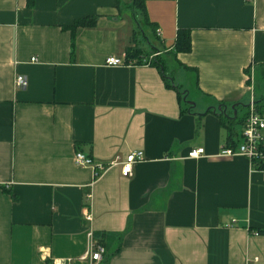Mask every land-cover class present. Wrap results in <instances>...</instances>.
<instances>
[{
	"label": "crops",
	"instance_id": "1",
	"mask_svg": "<svg viewBox=\"0 0 264 264\" xmlns=\"http://www.w3.org/2000/svg\"><path fill=\"white\" fill-rule=\"evenodd\" d=\"M27 1L0 0V264H264V170L220 154L218 115L237 146L239 107L264 98L248 81L264 70V0H142L147 18L135 0ZM90 16L72 57L63 27ZM179 29L192 49L175 55ZM140 33L186 102L156 67L125 61ZM139 150L130 176L74 161ZM90 230L105 247L96 263L83 258Z\"/></svg>",
	"mask_w": 264,
	"mask_h": 264
},
{
	"label": "built area",
	"instance_id": "2",
	"mask_svg": "<svg viewBox=\"0 0 264 264\" xmlns=\"http://www.w3.org/2000/svg\"><path fill=\"white\" fill-rule=\"evenodd\" d=\"M156 54L158 55L160 52ZM31 60L36 61L37 58L32 57ZM106 63L111 66L127 64L124 60L115 56L108 57ZM25 83L26 79L24 75H18L16 77L15 84L17 87H23ZM241 134L242 141L237 146H225L221 149L220 154L222 156H245L255 168L256 162L264 161V114L256 110L255 104H251L249 107ZM205 155L206 152L203 147L192 148L188 153L189 157ZM143 158L144 153L141 150L127 154L124 159L116 156L114 159L104 162H96L93 157L85 154L83 151H77L74 155V161L78 166L93 168L95 178L113 166H120L122 175L130 176L133 173L134 164ZM85 219L92 220V214L89 210L85 212ZM88 238L89 241L83 258L90 260L92 263L100 262L105 252V247L95 238L91 230L88 232Z\"/></svg>",
	"mask_w": 264,
	"mask_h": 264
},
{
	"label": "trees",
	"instance_id": "3",
	"mask_svg": "<svg viewBox=\"0 0 264 264\" xmlns=\"http://www.w3.org/2000/svg\"><path fill=\"white\" fill-rule=\"evenodd\" d=\"M27 2H28V6L32 7L34 6L35 0H28ZM134 5L138 9L143 11L145 18H147V13L145 11V6L142 0H135ZM96 19L97 17L95 16L83 17V18H79L75 20V22L72 23L71 25L63 27L65 29L71 30L72 32V44H71V56L72 57H74L75 50H76V35H75L76 29L78 27H93L96 24ZM146 21L148 24L154 27L153 24H151V22H148V20ZM158 49L159 48L151 44L150 49L145 50L138 43H135L134 45L128 46L126 48L125 61L127 63H134V64H139V65L150 64L156 67L160 71L166 86L169 88L177 89L180 101L186 102V100H184V96L186 92H182L179 90V86L175 84L174 79L171 76V74L168 72V67L166 63L163 61L160 54L154 55L156 52H158ZM191 49H192L191 31L189 29H179L177 32V37H176V42L174 44V48L170 52L176 55L179 52H189L191 51ZM251 73L252 72L248 70L249 76L251 75ZM260 75H261L260 80L264 81V70L263 72L260 73ZM248 81L251 83L250 80ZM263 103H264V98L262 100L256 101V104H255L256 110L262 114H264V104ZM221 104L222 106L225 105L224 102H222ZM218 115L221 118L222 124L227 128L228 140H229L227 145L233 146L234 143L232 144V142H233L234 136H236L237 134V130L234 129L233 122L230 120L231 118H229L228 116L222 113H218ZM245 119L246 117H244L243 120H238L239 122H241L242 127L245 123ZM255 169H258V170L264 169V161L256 162ZM1 187H3L4 190H7L4 186L1 185ZM256 233L264 235V229L259 228L256 230ZM107 235H111V234H107Z\"/></svg>",
	"mask_w": 264,
	"mask_h": 264
},
{
	"label": "rangeland",
	"instance_id": "4",
	"mask_svg": "<svg viewBox=\"0 0 264 264\" xmlns=\"http://www.w3.org/2000/svg\"><path fill=\"white\" fill-rule=\"evenodd\" d=\"M147 32V31H146ZM148 32H150V37H151V39L152 40H154L155 41V35H154V33L149 29L148 30ZM147 32V33H148ZM147 35V34H146ZM139 38V44H144V47H146L147 46V48L149 47L150 48V46H149V44H148V42H147V40L144 38V35L142 34V33H140L138 36H137V39ZM148 48V49H149ZM159 52V51H158ZM158 52H156V53H158ZM154 54V55H157V54ZM174 66H176L177 68H178V66L177 65H175L174 64ZM168 71L170 72V73H174L175 74V69H172L171 67L169 68L168 67ZM250 81H251V83H253V87H254V90H253V94L255 95V97H256V100H259L260 98H262V96H264V81H261V80H259L258 78L256 79V74H255V72H252L251 73V75H250ZM191 96H192V98L193 97H195V96H193L192 94H191ZM248 110H249V107H246V106H240L239 107V113H238V120H243V118L244 117H246L247 116V114H248ZM237 124L239 125V127H241V122H237Z\"/></svg>",
	"mask_w": 264,
	"mask_h": 264
}]
</instances>
